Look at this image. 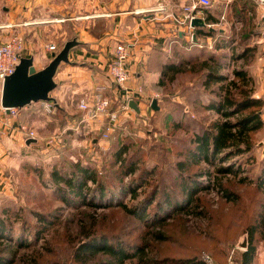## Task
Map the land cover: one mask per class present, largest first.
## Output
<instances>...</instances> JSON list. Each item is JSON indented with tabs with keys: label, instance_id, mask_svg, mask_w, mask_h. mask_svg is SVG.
<instances>
[{
	"label": "rangeland",
	"instance_id": "obj_1",
	"mask_svg": "<svg viewBox=\"0 0 264 264\" xmlns=\"http://www.w3.org/2000/svg\"><path fill=\"white\" fill-rule=\"evenodd\" d=\"M153 12L143 10L138 15L147 19ZM181 32L183 38L179 39L176 34L173 38L178 40L174 43L175 46L157 51L151 58V61L156 63L145 66L150 72L149 75L160 69L162 63L175 65L178 72L172 79L171 72L164 78L160 79L159 76L156 83L146 79L148 92L142 101L141 115L130 113L120 117L116 114V119L111 122L109 129L108 123L101 127L90 126L89 122L84 121L80 127L77 125V130L74 128L65 130L68 120L84 119V114L78 109L77 103L89 91L88 89L84 88L81 90L83 93L80 91L72 95H69L71 93L69 92L65 101L59 102L61 106L58 101L52 102L54 108L51 112H44L41 102L37 105L40 124L34 128L38 140L28 147L23 144L25 154L18 167L10 171L13 174V181L10 183L13 193L9 197L3 196V199L0 197V219L4 220L1 223L4 224V231L10 232L6 231L5 235L11 237L10 240H0V255H11L17 250V260L14 264H24L23 258L30 260L38 255L44 264H74L73 247L86 233H107L126 242L147 245L143 260L135 257L126 260L124 264H165L161 262L164 257L200 259L203 256L211 259L210 264H221L229 257L241 263L240 255L244 249L238 247V242L243 236H247V241L249 240V234L244 227L256 221L262 197L255 189L254 183L260 171L263 152V148L258 146L261 141L256 132L252 158L248 159V154H245L231 160L240 165L237 172L215 173V168L210 167L211 179L207 176L199 177L204 184L208 181L211 184L210 188L198 193L200 197L198 209L202 211L201 215H196L192 210L176 212L158 227H149L118 207L105 209L80 205L75 208L69 207L61 201L56 189L57 187L67 189L68 185L64 182L55 184L51 176L55 170L72 177V170L78 163L89 165L96 171L97 176H106L118 185V177L114 178L118 164L114 163L113 153L118 145L124 143L128 145L126 157L138 161V164L134 174L123 176V182L143 171L144 185L137 188L135 196L126 192L118 196L119 199L132 206L156 190L158 194L155 201L147 208L145 215L152 213L156 201L160 200L163 194L164 197L168 195L172 199L180 200L182 190L179 187L176 162H183L181 171L185 174L208 168L203 162L194 164L186 159L191 147L190 137L193 129L201 125L200 119L204 122L211 116V112L203 109L202 104L195 98L201 97V91L196 90L202 74L201 61L213 52L206 46H200L199 42L195 45L185 28ZM66 40L60 39V48ZM216 53L214 54L227 53L229 57L231 51ZM236 66H238L236 61L231 62L224 72L232 77L231 71ZM100 78L105 80L103 75ZM140 85L143 89V85L141 83ZM109 87L117 90L114 83L109 82ZM153 98L157 99L159 106L157 111L150 107ZM110 108L112 109V106ZM52 119L54 122L47 123ZM180 120L182 127H178ZM236 168L235 165L234 169ZM214 177L238 193V202L231 203L221 198V193L213 183ZM241 179H245L246 182H242ZM158 182L159 186L154 190L153 187ZM88 186L92 187L93 184L88 182ZM108 187L114 189L115 186L108 184ZM41 212L47 213L48 220L52 221L53 218L55 220L49 224L40 222L35 213ZM36 229H44L39 240H35L33 236ZM157 234H163L162 238H157ZM261 236H264V226L260 227L252 239L253 243H256L254 264H264V239ZM21 237L26 244L22 248H16V242ZM101 259H106V256L98 254L94 260Z\"/></svg>",
	"mask_w": 264,
	"mask_h": 264
},
{
	"label": "crops",
	"instance_id": "obj_2",
	"mask_svg": "<svg viewBox=\"0 0 264 264\" xmlns=\"http://www.w3.org/2000/svg\"><path fill=\"white\" fill-rule=\"evenodd\" d=\"M211 1L212 6L202 10L206 27L194 28V44L199 42L200 46L212 49L213 53L230 52L231 49L236 52V68L248 70L253 79L254 95L263 100L264 121V0ZM191 2L192 0H0V44L11 35H18L24 42L22 56L33 57V64L39 70L51 60L52 52L46 49L47 44L53 43L60 50V39L76 36L80 45L70 50V63L60 64L54 78L59 86L50 95L59 103L65 101L69 92V95L78 94L86 88L89 91L82 97L90 98L94 86L102 84L106 89L105 96L110 100V107L112 106L109 111L122 117L137 113L121 107L124 90L118 87L117 90H112L109 87V82H113L108 77L106 68L115 44L126 43L129 46L126 61L129 78L124 87L132 93L131 99L137 102L141 115L142 101L148 92L147 80L156 83L165 63L152 75H149L145 66L156 63L151 58L157 51L175 46L174 43L178 42L173 39L175 34L179 38L184 37V31L181 32L183 28L177 23V19L183 15L182 6ZM143 10L154 12L146 19L138 15ZM222 16L225 21L220 26ZM227 39L232 41L228 44ZM224 42L227 46L216 48V44ZM245 49L248 51L238 56ZM101 75L105 76V80L100 78ZM138 88H141L140 93ZM38 104L40 102L21 108L16 118L0 112L1 199L12 195L10 183L13 181V174L10 171L18 167L25 154L22 147L26 143L17 127L25 124L35 129V125L40 124ZM48 122H54V119ZM82 122L83 119L68 120L65 130H77ZM87 122L90 126L101 127L111 124L108 117ZM256 136H260L259 141L264 143V123Z\"/></svg>",
	"mask_w": 264,
	"mask_h": 264
},
{
	"label": "trees",
	"instance_id": "obj_3",
	"mask_svg": "<svg viewBox=\"0 0 264 264\" xmlns=\"http://www.w3.org/2000/svg\"><path fill=\"white\" fill-rule=\"evenodd\" d=\"M227 41L229 44L232 40L227 39ZM225 46H227L225 42L221 45L216 44L217 49ZM247 51L248 49H245L238 56H242ZM218 54L220 55L210 52L201 61L202 74L200 83L196 87V90L201 91V95L199 94L201 97H196L195 100L202 104L203 109L211 112V116L208 118L209 120L206 119L204 122L200 119L199 123L201 125L197 129H193L194 132L190 137L191 147L188 150L186 159V161L194 164L203 162L208 168L204 171L196 170L191 174H185L181 171L184 165L183 162H176L179 187L182 190L180 200L177 198L172 199L168 195L164 197L163 194L160 200L156 201L152 213L145 215L147 208L153 204L158 194L155 190L159 186L158 182L153 187L155 191L139 200L138 203L132 206L123 203L118 196L126 192L135 196L137 188L144 185V182L142 181L143 171L137 176L131 177L127 182H123L124 175L135 173L138 161L126 157L128 145L121 143L113 153L114 163L118 164V169L114 174V178L118 177L119 179L118 185H115L106 176V178L97 176L96 171L89 165L84 166L77 163L72 170V177H69L66 173H58L55 170L51 173L55 184L64 182L69 187L67 189L56 188L61 201L74 208L78 205L95 209L118 207L149 227H158L164 224L176 212L192 210L196 215H201L202 211L198 209L200 207L198 193L210 188L211 184L209 181L204 184L203 181L199 180V177L207 176L208 179H211V168H215V173L237 172L240 165L231 160L245 154H248V159L252 158L251 152L255 147L254 133L261 129L264 123L262 116L263 100L254 97L253 79L248 70L242 67L233 68L231 71L232 77H230L224 70L236 59L235 52L231 49L229 57L225 53ZM169 72H171L170 79H172L178 70L173 64H163L160 79L164 78ZM212 84H215V86H212ZM179 124L178 127H182ZM260 164V171L254 179L255 189L262 194L261 202L259 201L260 211L257 214L256 221H253L252 225L247 224L244 227L249 234V240L248 248L242 251L240 255L241 264H254L256 243H253L252 239L260 227L264 226V158L261 159ZM235 165L236 169H234ZM214 180L213 183L221 193L222 199L231 203L238 202V193L222 184L217 177H214ZM241 180L246 182L245 179ZM88 182H91L93 186H88ZM108 184L115 186L114 189H110ZM46 214L42 212L35 213V216L40 222L46 224L53 222V219L55 220V218L52 221L48 220ZM1 221L4 222V220L0 219V240H10V235H5L7 230L4 231V224ZM43 230H34L35 240L40 239ZM156 236L161 239L163 234H157ZM261 238L264 239V236H261ZM25 244L21 237L16 242V248H22ZM146 249L147 245L144 243L126 242L107 233H86L85 237L73 247L72 259L74 264H124L126 260L135 257L143 260L146 256ZM16 251L11 255H0V264H14L17 260ZM98 254L105 255L106 259L94 260ZM22 260L24 264H44L40 255L33 256L30 260L26 258ZM161 262L165 264H210L206 260V256L200 259L195 257H164Z\"/></svg>",
	"mask_w": 264,
	"mask_h": 264
},
{
	"label": "built area",
	"instance_id": "obj_4",
	"mask_svg": "<svg viewBox=\"0 0 264 264\" xmlns=\"http://www.w3.org/2000/svg\"><path fill=\"white\" fill-rule=\"evenodd\" d=\"M212 6L211 0H192L190 4L182 6L183 15L180 19H177V23L185 28V31L188 33L189 38L193 39L194 28L191 26V21L196 18L203 19V9L209 8ZM163 9V7H160ZM224 17L220 19V26L224 24ZM210 27V25H207ZM46 49L49 52H58L56 45L53 43L47 44ZM24 50L23 40L16 34H13L8 37L6 41L0 44V86L4 78L12 74L15 70L16 65L19 62V58L22 56ZM129 57V46L126 43H117L115 44L113 51L107 61V75L110 80L120 89H123L124 100H121V107L124 109L128 108V101L132 98V93L124 87V84L129 78V73L126 68V61ZM1 88V87H0ZM105 86L102 84H96L93 88L91 97H81L78 100L77 107L79 110L84 113V121H94L101 120L103 117L107 116L110 122L115 121L116 112H110V100L105 96ZM137 91L140 93L141 88H138ZM43 105V110L45 112H51L54 108L52 102H41ZM21 108H10L8 112L5 108L0 105V112L8 115L11 118L18 117ZM108 126L107 129L110 128ZM17 130L21 133L23 140L27 139H37V132L32 127L20 124L17 127ZM60 140V137H58ZM206 260L211 262L210 258L206 256ZM221 264H241L229 257L226 262Z\"/></svg>",
	"mask_w": 264,
	"mask_h": 264
},
{
	"label": "water",
	"instance_id": "obj_5",
	"mask_svg": "<svg viewBox=\"0 0 264 264\" xmlns=\"http://www.w3.org/2000/svg\"><path fill=\"white\" fill-rule=\"evenodd\" d=\"M192 27H206V23L202 18L196 17L191 21ZM214 30V28H210ZM195 35L193 36V38ZM80 45L78 38L72 37L64 42L58 52H53L51 60L48 64L37 70L33 64V57L19 58V62L12 74L6 76L1 84L0 105L6 111L10 108H23L36 102H55L50 93L57 87L55 81L56 72L61 63H70L69 52L71 49ZM254 97H257L254 95ZM128 107L140 114V109L134 99L128 101ZM152 110H159L157 99L153 98L150 104ZM37 139H27V145L34 144ZM263 148L262 156H264V143L258 144ZM238 247L246 250L248 248L247 236H243Z\"/></svg>",
	"mask_w": 264,
	"mask_h": 264
}]
</instances>
